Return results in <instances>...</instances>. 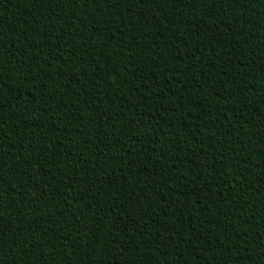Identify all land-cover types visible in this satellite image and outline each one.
Here are the masks:
<instances>
[{"label":"trees","instance_id":"obj_1","mask_svg":"<svg viewBox=\"0 0 264 264\" xmlns=\"http://www.w3.org/2000/svg\"><path fill=\"white\" fill-rule=\"evenodd\" d=\"M0 264H264V0H0Z\"/></svg>","mask_w":264,"mask_h":264}]
</instances>
